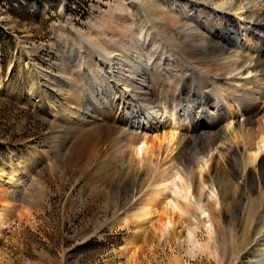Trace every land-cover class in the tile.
<instances>
[{"label":"rangeland","instance_id":"obj_1","mask_svg":"<svg viewBox=\"0 0 264 264\" xmlns=\"http://www.w3.org/2000/svg\"><path fill=\"white\" fill-rule=\"evenodd\" d=\"M161 2L0 0V174L22 172L7 186L0 182V264H235L229 253L242 218L227 211L217 224L212 214L222 204L212 181L195 194L167 160L160 174L169 179L155 181L151 171L141 187L148 154L112 129L118 111L104 107L92 124L79 127L63 120L101 103L93 81L110 77L85 43L113 52L111 38L127 40L140 26L138 39L146 37L145 12L151 3L163 8ZM241 13L232 12L234 19L243 20ZM156 105L158 118L175 124L179 137V126L188 123L179 124L168 103ZM210 166L206 158L203 179ZM231 182L239 195L238 181ZM154 203L155 217L137 228L133 213ZM255 260L250 253L241 264Z\"/></svg>","mask_w":264,"mask_h":264},{"label":"bare ground","instance_id":"obj_2","mask_svg":"<svg viewBox=\"0 0 264 264\" xmlns=\"http://www.w3.org/2000/svg\"><path fill=\"white\" fill-rule=\"evenodd\" d=\"M161 1L166 10L154 8L152 2L145 12L146 37L138 39L143 26L127 40L110 37L107 42L113 52L85 43L110 77L93 81L101 103L85 105L84 116L65 113L63 120L79 127L82 121L92 124L104 107L118 111L111 116L112 129L122 132V139L130 144L142 145L148 154L147 167L139 172L140 186L151 171L155 181H167L160 170L168 162L179 167L195 194L204 180L212 181L222 204L220 212L213 208L217 224L227 211L242 218L241 232L232 238L231 259L241 264L253 253L252 264H264V0ZM238 11L243 20L234 19L232 12ZM121 65L124 68L119 70ZM163 101L173 107L179 124L188 123L179 126L183 128L179 137L175 124L158 118L162 110L156 102ZM155 155L157 162L152 159ZM206 158L211 166L203 179L199 169ZM21 175L14 168L0 174V182L7 186ZM232 178L240 185L239 195L230 190ZM231 201L238 207L228 208ZM158 206L137 208L136 227L154 218ZM1 219L0 214V223Z\"/></svg>","mask_w":264,"mask_h":264}]
</instances>
